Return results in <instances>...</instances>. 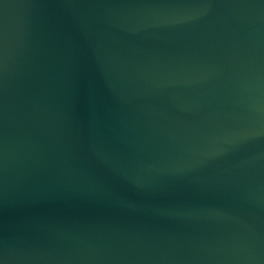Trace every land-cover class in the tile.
Instances as JSON below:
<instances>
[{
  "label": "water",
  "instance_id": "95a60500",
  "mask_svg": "<svg viewBox=\"0 0 264 264\" xmlns=\"http://www.w3.org/2000/svg\"><path fill=\"white\" fill-rule=\"evenodd\" d=\"M0 264H264V0H0Z\"/></svg>",
  "mask_w": 264,
  "mask_h": 264
}]
</instances>
